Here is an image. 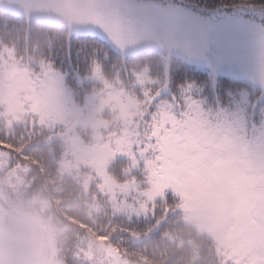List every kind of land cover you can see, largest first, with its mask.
<instances>
[{
	"label": "snow or ice",
	"instance_id": "snow-or-ice-1",
	"mask_svg": "<svg viewBox=\"0 0 264 264\" xmlns=\"http://www.w3.org/2000/svg\"><path fill=\"white\" fill-rule=\"evenodd\" d=\"M53 0H0V79L32 81L19 111L0 106V196L31 191L42 179L80 170L102 205L94 229L66 264H124L130 248L167 241L205 200L204 186L238 185L231 230L198 250L201 264H264V125L251 111H213L166 76L138 47L163 18L133 0H101L97 16L66 31L48 16ZM36 58L33 59L32 57ZM118 93L134 115L116 130L106 157L77 160L61 140L68 123L98 96ZM118 156L128 158L114 167ZM71 178V177H69Z\"/></svg>",
	"mask_w": 264,
	"mask_h": 264
},
{
	"label": "rangeland",
	"instance_id": "rangeland-1",
	"mask_svg": "<svg viewBox=\"0 0 264 264\" xmlns=\"http://www.w3.org/2000/svg\"><path fill=\"white\" fill-rule=\"evenodd\" d=\"M134 3L161 13L163 18L152 24V38L138 47L155 51L165 67L167 91L183 97L185 92L213 111H251L259 125H264V6L237 5L234 8L209 7L195 0H133ZM101 0H53L47 14L54 24L66 31L86 25L100 10ZM33 59L36 57L33 56ZM183 61L211 74V82L175 85L169 77L170 66ZM176 66L177 65L175 64ZM228 75L248 80L247 89L233 93L225 105L219 94V77ZM192 78V77H191ZM32 81L27 73L0 79V106L5 113L19 111ZM252 88V89H251ZM134 112L131 102L118 93L98 96L91 106L80 109L69 121L62 144L74 149L82 163L103 160L115 138L116 130L128 124ZM122 159V160H120ZM126 161L118 156L114 162ZM71 177V178H69ZM66 186L62 205H71V220L61 214L52 181L42 179L31 191L16 190L0 196V240L14 228L25 226L28 234L46 251L40 264H66L68 253L85 239L104 245L106 237L87 231L82 225L91 220L96 228L102 223V205L80 184V170H65L55 177ZM238 185L224 187L215 183L204 186L205 200L191 209L184 222L171 228L167 241L151 240L130 248L124 264H196L197 251L212 237H222L231 230ZM69 193L73 194L70 195ZM68 216V215H67ZM69 217V216H68ZM207 236V237H204ZM159 254V256L156 255ZM184 256L185 259H182ZM175 258V260H174Z\"/></svg>",
	"mask_w": 264,
	"mask_h": 264
},
{
	"label": "trees",
	"instance_id": "trees-1",
	"mask_svg": "<svg viewBox=\"0 0 264 264\" xmlns=\"http://www.w3.org/2000/svg\"><path fill=\"white\" fill-rule=\"evenodd\" d=\"M195 2H198L202 5L205 4L209 7L221 6V7H226V8H234L237 5L256 4L258 2L259 4H262L264 6V0H195ZM145 52L148 54L149 59L156 61V65H158L157 71L159 72V74L164 75L165 67L163 63L161 62L160 57L159 58L157 57L158 54H156L155 51H150V52L145 51ZM173 64H174L173 66H170L169 77L173 80L174 87L175 85H182V84H185L186 82H187V85L195 83V81L201 82V83L211 82V79H212L211 74H209L208 71L206 70L192 67L190 64L183 62V61L181 62L177 61L176 63L174 62ZM175 64L180 65V67L176 66ZM155 75L157 74L155 73ZM249 83L250 82L248 80H245L242 78H233L228 75H221L219 77L218 85L220 87L219 94H220V97L223 103L225 105H228L229 102H231V100H228L229 97L233 93H239L247 89V87L249 86ZM125 165H127L126 161H123V162L119 161L117 162L115 166L122 168ZM50 180L52 181L53 190L55 192V194L53 195V198L55 199L56 203L58 202L61 203V207L63 211L61 212V214L65 216L66 218H68L69 220H71L73 223L79 224L77 220H80V219H75L74 217L70 215V211H73L72 206L68 204H66L65 206L62 205L64 200L66 199V194H67L66 188L67 187L66 186L62 187V184L58 185V182L55 179L54 180L50 179ZM69 194L73 195L71 193ZM82 225L84 226V228H86L87 231H91V232H93L94 229L96 228V222L91 221V220L84 222ZM204 237H207V236H204ZM156 255L159 256L158 253H156ZM181 258L185 259L184 256H181ZM196 264H201V263L197 261Z\"/></svg>",
	"mask_w": 264,
	"mask_h": 264
},
{
	"label": "clouds",
	"instance_id": "clouds-1",
	"mask_svg": "<svg viewBox=\"0 0 264 264\" xmlns=\"http://www.w3.org/2000/svg\"><path fill=\"white\" fill-rule=\"evenodd\" d=\"M45 251L21 225L0 240V264H40Z\"/></svg>",
	"mask_w": 264,
	"mask_h": 264
}]
</instances>
